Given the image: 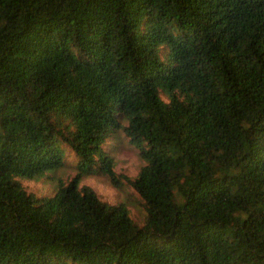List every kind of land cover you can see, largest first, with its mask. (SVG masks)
<instances>
[{"label":"trees","instance_id":"trees-1","mask_svg":"<svg viewBox=\"0 0 264 264\" xmlns=\"http://www.w3.org/2000/svg\"><path fill=\"white\" fill-rule=\"evenodd\" d=\"M119 129L142 227L80 186ZM0 264H264V0H0Z\"/></svg>","mask_w":264,"mask_h":264},{"label":"rangeland","instance_id":"rangeland-1","mask_svg":"<svg viewBox=\"0 0 264 264\" xmlns=\"http://www.w3.org/2000/svg\"><path fill=\"white\" fill-rule=\"evenodd\" d=\"M125 125L126 123L122 122V126ZM103 148L113 158L114 172L119 177V184L115 187L107 177L93 175L83 178L80 186L90 187L103 202L111 205L125 204L133 222L142 227L146 215L145 204L129 182L135 179L144 162L122 129L112 134ZM59 149L63 159L61 167L47 171L37 181L19 180L27 193L36 197L51 196L56 191L58 182H65L74 177L78 164L76 155L64 144H60Z\"/></svg>","mask_w":264,"mask_h":264}]
</instances>
